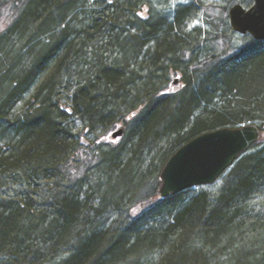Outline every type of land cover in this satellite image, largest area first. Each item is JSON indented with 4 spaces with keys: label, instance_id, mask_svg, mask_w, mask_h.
Wrapping results in <instances>:
<instances>
[{
    "label": "trees",
    "instance_id": "1",
    "mask_svg": "<svg viewBox=\"0 0 264 264\" xmlns=\"http://www.w3.org/2000/svg\"><path fill=\"white\" fill-rule=\"evenodd\" d=\"M95 4L0 0V17L9 15L0 30V186L19 188L0 199V264H264V138L217 191L155 202L140 189L151 175L143 155L157 152L163 168L204 133L249 122L264 132V42L246 36L252 42L236 48L215 36L224 48L195 62L191 77L201 78L192 87L183 69L203 44L182 26L192 6L170 23L141 20L147 0ZM172 72L185 93L161 95ZM64 95L88 134L136 113L124 119L130 150L97 160L105 162L96 185L74 187L84 175L73 167L81 162L86 173L91 161L80 160L84 145L60 109ZM18 103L31 112L13 124Z\"/></svg>",
    "mask_w": 264,
    "mask_h": 264
},
{
    "label": "rangeland",
    "instance_id": "2",
    "mask_svg": "<svg viewBox=\"0 0 264 264\" xmlns=\"http://www.w3.org/2000/svg\"><path fill=\"white\" fill-rule=\"evenodd\" d=\"M8 1V0H7ZM88 1V5L91 7V9H98L97 4H95L96 0H85ZM254 0H147L146 5L148 8L147 11H143L141 8L139 9V15H142L146 17L145 15H148V18L151 20V18H166L170 23L174 22L176 17V12L180 7L183 6H192V11L190 12V15L185 19V22L183 23L184 32L190 34L192 38L197 39V41L202 42L203 44L200 46L198 44L197 48V56L194 55L192 58H188V67H185L183 69L184 75L187 78L191 77V70L195 66V62L201 61L205 58V56H209V53L212 54H219L224 46L221 39V44H216L215 41H213L215 36H221L220 38H226L228 45L236 48H243L245 45H248L251 41L249 37L239 35L235 33L229 24V19L227 17L228 14L224 15L226 12V9H230L231 6L235 4H241L244 8L249 9ZM2 3V2H1ZM111 2H108L107 4H110ZM2 5V4H1ZM175 5V6H173ZM145 6V7H146ZM94 7V8H93ZM96 7V8H95ZM104 8V6H103ZM102 8L99 7V10ZM145 12V13H144ZM6 16L4 15L0 17V30H3L7 27V24L9 22V19H6ZM226 19L227 23H224V20ZM222 47V49H221ZM143 60V59H142ZM185 65V64H183ZM193 78L191 80L192 87L198 83V79L201 78L198 76H192ZM171 84V81L168 83L166 88L164 90H170L169 86ZM185 84L184 82H181L179 85H177L174 89V92H180V94L185 93ZM190 88V86H189ZM183 89V90H182ZM185 96V95H184ZM187 96V95H186ZM66 102L69 104L68 100H63L61 103ZM131 114L125 115V120L128 122H132L133 118L131 117ZM118 120L119 122L112 127H109L108 129L103 128L96 132H93L91 134H88L86 132V127L83 124V121L80 119L73 117L70 120V125L74 129L75 135H78V139L83 143V147L79 148V153H81L80 160L84 163H87V161H91L89 165L87 166L85 173V167L84 165H76L73 167V173L75 176L84 175L83 179L79 182H77L74 187H82L84 185H87L89 183L96 185L98 181L100 180V169L102 164L104 162L99 163L98 165L97 160L104 155H109L112 152H119V151H127L130 150L131 146L129 144L131 139V126L128 128L125 124V120ZM135 124V122L133 123ZM123 127L126 129V135L123 139H120L114 143H111L109 141V135H111L112 132L117 130L118 128ZM128 152L122 153L123 156H127ZM142 160L144 161L142 164V171H150L147 177V180L143 185L141 186V192H142V199H149L148 196H151V200H154L157 202V191L160 188L161 185H158L157 188H155V185L158 184V182H161L160 174L162 171V165L160 159H158V153H152L142 156ZM155 166L160 167L159 173H155ZM71 168L65 169V171H69ZM67 178H63L65 180L71 179L74 176L69 175V173H66ZM225 177V176H224ZM224 177H221L216 183L210 185V186H201L194 189H202L208 190L210 192L217 191L221 185L224 182ZM57 182V180L55 181ZM68 182V180H67ZM162 183V182H161ZM20 187V186H19ZM63 187V186H62ZM19 188L13 185H9L6 188H2L0 186V199H9L10 197L15 196L16 193L15 190H18ZM193 189H190L188 191H191ZM135 193V192H134ZM154 193V194H153ZM139 203V202H138ZM140 209V206H134L132 207L131 212L136 213ZM60 259V258H59Z\"/></svg>",
    "mask_w": 264,
    "mask_h": 264
},
{
    "label": "water",
    "instance_id": "3",
    "mask_svg": "<svg viewBox=\"0 0 264 264\" xmlns=\"http://www.w3.org/2000/svg\"><path fill=\"white\" fill-rule=\"evenodd\" d=\"M229 20L233 31L264 42V0H254L249 9L242 5L232 7ZM178 83L179 79L174 84ZM123 135L124 131L119 130L112 139ZM262 138L264 132L251 123L195 138L180 148L164 166L158 197L162 200L198 186L214 184Z\"/></svg>",
    "mask_w": 264,
    "mask_h": 264
},
{
    "label": "bare ground",
    "instance_id": "4",
    "mask_svg": "<svg viewBox=\"0 0 264 264\" xmlns=\"http://www.w3.org/2000/svg\"><path fill=\"white\" fill-rule=\"evenodd\" d=\"M177 79H179L180 80V75H179V73H171V79H170V81H171V84H170V86H169V89L170 90H164V91H162L161 92V95H164V94H166V93H168V94H174L175 92H174V89H175V87H176V84H174L175 83V81L177 80ZM42 80V79H41ZM170 81H167V83H166V85H165V88H166V86L168 85V83L170 82ZM182 82V81H181ZM36 90L37 89H35V87H33L32 88V91L30 92V95H29V97L31 98V97H33L34 96V94L36 93ZM65 96V100H68L69 101V104L68 103H66V102H63V103H61V105H60V109H61V111L62 112H64V113H66L67 115H68V117H69V119H68V122H67V124L70 126V131H71V133H72V135H75V133H74V129H73V127L70 125V120H71V118H73V117H76V118H78V119H80L81 121H82V118H81V116H82V114L81 113H78L79 115H77V114H74V107H73V105H72V103H71V100H70V98H72L71 96H67V95H64ZM24 107H25V104L24 103H18V104H14V106L10 109V120H14L13 121V124H16V122H18V121H21L23 118H24V115L26 116V115H29L30 113L29 112H31L30 110H29V112H28V109L27 108H25L24 109ZM23 109H24V111H23ZM23 111V112H22ZM72 113H71V112ZM29 113V114H28ZM136 115V113H133V115L131 116L132 118H134V116ZM26 118V117H25ZM85 126V125H84ZM86 127V126H85ZM119 130H123L124 131V137H125V135H126V129H124L123 127H120V128H118L117 130H115L114 132H112L111 133V135H109V141L111 142V143H114V142H116L119 138H117V139H112V136L116 133V132H118ZM78 136V135H77ZM183 146H185V145H183ZM182 146V147H183ZM181 147V148H182ZM112 153H115V152H112ZM112 153H110V154H112ZM109 154V155H110ZM108 160H106V162H107ZM135 166H136V164H135ZM99 182V181H98ZM65 184H63V185H61V186H59V188H61L62 186H64ZM28 193H29V191H32V190H29V189H27L26 190ZM30 194H31V197L32 198H35V199H37V194H34V193H32V192H30ZM79 219H77V221H78ZM82 224V222L81 223H79V225H81ZM83 226H86L85 225V223H83L82 224Z\"/></svg>",
    "mask_w": 264,
    "mask_h": 264
},
{
    "label": "flooded vegetation",
    "instance_id": "5",
    "mask_svg": "<svg viewBox=\"0 0 264 264\" xmlns=\"http://www.w3.org/2000/svg\"><path fill=\"white\" fill-rule=\"evenodd\" d=\"M145 6H146V5H144V7L142 8L143 11H147L148 8H149V7H147V6L145 7ZM144 13H145V12H144ZM139 16H140L141 20H143V21H147V20H149L147 14L145 15L146 17H144V16H142V15H139Z\"/></svg>",
    "mask_w": 264,
    "mask_h": 264
},
{
    "label": "snow or ice",
    "instance_id": "6",
    "mask_svg": "<svg viewBox=\"0 0 264 264\" xmlns=\"http://www.w3.org/2000/svg\"><path fill=\"white\" fill-rule=\"evenodd\" d=\"M173 6H175V5H173Z\"/></svg>",
    "mask_w": 264,
    "mask_h": 264
}]
</instances>
